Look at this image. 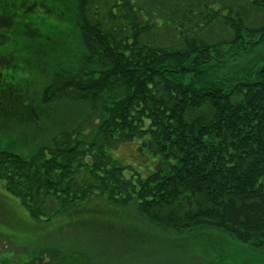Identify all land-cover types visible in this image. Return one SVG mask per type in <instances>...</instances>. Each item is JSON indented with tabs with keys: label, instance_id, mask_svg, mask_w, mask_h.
Wrapping results in <instances>:
<instances>
[{
	"label": "trees",
	"instance_id": "trees-1",
	"mask_svg": "<svg viewBox=\"0 0 264 264\" xmlns=\"http://www.w3.org/2000/svg\"><path fill=\"white\" fill-rule=\"evenodd\" d=\"M26 3L0 0V31L22 19L16 11ZM66 8L72 29L24 32L39 36L49 62L62 49L75 60L35 71L31 101L75 103L96 125L90 134L65 128L28 158L0 151L7 188L34 218L46 201L60 212L101 198L134 204L166 230L219 229L264 249V0H71ZM9 40L0 34L1 44ZM14 56L0 53L1 63ZM26 91L3 97L14 106ZM134 140L161 158L144 178H125L112 156Z\"/></svg>",
	"mask_w": 264,
	"mask_h": 264
},
{
	"label": "rangeland",
	"instance_id": "rangeland-1",
	"mask_svg": "<svg viewBox=\"0 0 264 264\" xmlns=\"http://www.w3.org/2000/svg\"><path fill=\"white\" fill-rule=\"evenodd\" d=\"M25 1L16 11L22 19L0 31L10 37L0 43V53L15 54L12 63L3 64L0 58V151L28 158L49 146L65 128L79 126L90 134L96 116L85 120L81 106L64 100L45 104L39 96L36 104L31 101L29 82L35 71L45 76L58 68L56 64L71 68L75 60H67L65 49L58 45L56 53L62 49L61 59L49 62L39 36L24 32L38 30L47 36L54 29L70 30L73 23L66 20L71 0ZM36 1L39 6L29 11ZM32 40L42 48L29 51ZM72 46L81 52L78 44ZM19 88L29 91L27 97L14 106L7 103L3 94ZM111 152L126 167L125 178H144L161 160L140 140L122 143ZM86 200L60 212H54L61 208L59 203L46 201L44 214L34 218L0 179V264H264V249L243 245L219 229L166 230L141 216L134 204L119 207L101 198Z\"/></svg>",
	"mask_w": 264,
	"mask_h": 264
}]
</instances>
